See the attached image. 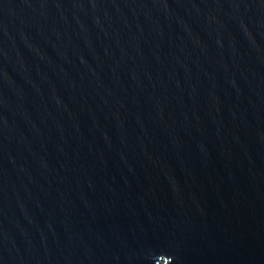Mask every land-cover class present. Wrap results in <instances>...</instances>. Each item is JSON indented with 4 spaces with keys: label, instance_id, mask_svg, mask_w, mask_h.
I'll use <instances>...</instances> for the list:
<instances>
[{
    "label": "water",
    "instance_id": "1",
    "mask_svg": "<svg viewBox=\"0 0 264 264\" xmlns=\"http://www.w3.org/2000/svg\"><path fill=\"white\" fill-rule=\"evenodd\" d=\"M0 264H264V0H0Z\"/></svg>",
    "mask_w": 264,
    "mask_h": 264
}]
</instances>
